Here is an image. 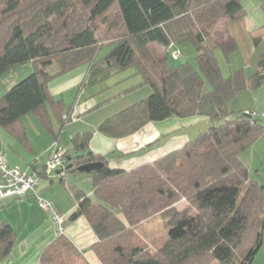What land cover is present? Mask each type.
<instances>
[{"label": "trees", "instance_id": "16d2710c", "mask_svg": "<svg viewBox=\"0 0 264 264\" xmlns=\"http://www.w3.org/2000/svg\"><path fill=\"white\" fill-rule=\"evenodd\" d=\"M241 1L0 0V77L18 65L33 66L0 98V129L20 142L27 140L22 118L32 113L60 144L72 118L63 101L51 95L49 83L82 66L101 80L133 68L150 89L149 96L100 123L99 132L111 138L168 118L209 120L208 128L182 148L129 171L110 168L106 158L87 150L91 131L69 141L64 163L72 168L103 163L89 171L93 197L70 190L76 208L69 218H85L98 239L92 251L101 264H252L260 250L264 190L239 156L264 133V119L233 118L228 103L237 92L264 85V52L247 84L241 71L224 78L214 56L218 50L227 59L237 50L233 38L214 39L213 32L219 20L233 22L242 15ZM101 25L108 32L104 38L117 35L116 40L101 42ZM187 42L195 47L199 72L188 63L174 67L167 51L157 57L151 49ZM112 45L96 62L99 51ZM41 169L37 172L45 176ZM180 197L195 213L170 207ZM157 213L168 227V240L152 253L134 244L133 228ZM15 241L12 227L0 224V261ZM79 262L84 253L63 233L39 259V264Z\"/></svg>", "mask_w": 264, "mask_h": 264}, {"label": "crops", "instance_id": "0c3cea01", "mask_svg": "<svg viewBox=\"0 0 264 264\" xmlns=\"http://www.w3.org/2000/svg\"><path fill=\"white\" fill-rule=\"evenodd\" d=\"M241 6L242 15L237 20L224 25L226 38H233L237 45V50L228 56L226 64L232 67H230L231 73L241 71L247 84L248 79L259 71V62L264 52V0H242ZM111 47L113 45L109 48ZM101 59L102 57L98 56L96 62ZM96 68L93 67V71L99 72L101 69V67ZM89 69L88 66L79 67L49 83L51 95L55 100L63 101L66 109L71 113L72 119L83 117L81 125L72 120L61 133L62 138L66 136V146L61 144V140L59 145H62L66 150H68L69 141L75 135L91 131L92 138L87 150L106 158L110 168L129 171L182 148L200 133L197 130L199 127L205 125L206 121L209 123L206 117L200 116L168 118L148 123L132 135L117 139L111 138L99 132L100 123L107 117L125 109L124 107L127 108L133 104V101H126L118 108L106 112L98 111L97 98L92 91H89V88L99 86L108 79L101 80L99 75L96 76L97 74L88 75ZM87 78L88 83L86 82ZM142 84L139 82L140 87L144 85ZM129 88L124 87L122 93L118 92L115 97H121ZM149 90L146 89L142 94H150ZM233 99L240 104L239 112L248 111L247 113H255L259 117L264 115V85L257 89L245 88L237 92L231 100ZM95 115L96 117H93ZM22 125L25 130L26 142H20L3 129L15 140L17 145L12 141H7L9 150L6 151L1 146L0 135V154L4 156L8 167H18L23 172L32 174L46 166L39 161L44 153L49 155L55 143L51 139L47 140L40 129L34 126V135L39 141V145H36L37 141L27 132L23 118ZM57 128L58 126L55 125L56 130ZM43 130L45 131L44 128ZM4 150L6 151L5 155L3 154ZM26 154H29L31 158L28 159ZM239 158L248 167L251 180L262 186L264 190V133L244 150ZM67 165L65 163L63 169H66ZM77 173L86 174L79 177L78 180L70 181L68 177L77 178L75 177ZM55 174L61 183L55 182L53 176L45 174L38 180L35 193L29 192L22 199L0 198V224H8L16 234V241L10 254L0 261V264H39L43 250L57 237L56 224L52 214L39 207L36 195L41 199L51 201L54 210L63 218L64 222H67L62 233L78 250L84 253L82 264H101L92 251V246L97 243L98 239L85 218L69 220L76 208L70 190L76 188L92 197L94 190L92 174L89 172L73 173L70 169L61 170Z\"/></svg>", "mask_w": 264, "mask_h": 264}, {"label": "rangeland", "instance_id": "374dc122", "mask_svg": "<svg viewBox=\"0 0 264 264\" xmlns=\"http://www.w3.org/2000/svg\"><path fill=\"white\" fill-rule=\"evenodd\" d=\"M227 22H228V20L225 18L221 19L217 22V24L215 26V31L213 32L214 33V39H220V38L226 39V36L224 34V25H226ZM106 30H107V28L105 27V25L99 26V28H98L99 34H97V37L101 38L100 41L101 42H110V41L116 40L117 35H115L113 37L110 35V37H112V38H108V36H107V38L105 39L103 35H105V37H106V34L108 33V32H106ZM109 47L110 46H106L101 51H99V57H102V58L106 57V55L112 49ZM169 48H170V46L165 49V48H161L159 46H156L154 44L151 45V49L156 54L157 57L163 56L167 51L168 61H169L170 65H172L174 67H179L180 65L188 63L191 66H193L195 68V70H197L199 72V67H198L197 60H196V50H195L194 45L191 42H187V43H183V44H179V45L174 44L170 50H169ZM173 52H179L180 56L177 59H173L172 58ZM214 56L218 61V64H219V67L221 69L223 77L228 78L231 74V69H230L231 66L229 67V65L226 64V60L228 58L226 59L221 54V52L218 50H216L214 52ZM50 71H52V69H50ZM32 72H33V66L31 63L12 67L7 72H5L0 77V98L12 86L17 84L21 80H23L25 77H27ZM139 82H142L140 75H138L136 73L135 69L128 68L125 71H122L120 73L115 74L112 77H109L108 80L101 83V85L99 84V86L97 85V86L92 87L91 89L89 88V91H92V93L95 94V96L97 98L96 104L98 105V107H97L98 111L106 112V111H109L110 109L118 108V106L120 104H122L126 101L132 100L134 103L138 100H142V99L146 98L147 96H149V93L147 95L142 94V93H144V91L146 89L149 90V88H147V86H145L143 84H142L143 86L140 87ZM124 87H130V88L128 91L123 93L121 95V97H115V95H117L118 92L122 93V91L124 90L123 89ZM207 88H208V90H210V86L208 84H207ZM120 89H122V90H120ZM86 92H88V91H86ZM143 95H144V97H142ZM239 105L240 104L235 99L231 100L228 103V109L232 113L233 118H240L244 113L248 112V111L239 112V110H238ZM124 108H126V107H124ZM96 115L93 117H96ZM71 118H72V115H71ZM78 118H80V119L78 120ZM78 118H76L75 120H73V119L72 120L75 123L81 125L83 123V120H82L83 117H78ZM23 123L26 126L27 132L29 133V135L34 140H36V137L34 135L35 133L33 131L34 126H35V127H37V129H40L41 133H43V136L47 140L51 139L54 141L55 145L57 144L56 141L54 140V137L50 133H46L43 130L41 125L37 122L34 114L28 113L27 115H25L23 117ZM209 124L210 123H207V121H206L205 125H202L201 127H199L197 129V130H199L198 132H201V131L207 129ZM0 135L2 138L1 146L6 151L9 150V148L7 147L8 146L7 141L8 142L12 141L15 145H17L15 140L3 129H0ZM65 137L63 136V138L60 137V139H59V140H61V144L63 146H66ZM36 141H37L36 145H39L38 138ZM5 150L3 153L4 155L6 152ZM26 157L28 159L31 158V156L29 154L28 155L26 154ZM39 162L43 163V165H47L48 156L46 155V153H44L42 155L41 161H39ZM55 171H56V169L55 170H48L47 175L53 176L55 182L61 183L60 179L56 176ZM85 174L86 173H77V174H75L76 175L75 177H77V178H74V176H69L68 178H70L69 179L70 181L71 180L75 181V180H78L79 177H81L82 175H85ZM92 197H93V195H92ZM170 207H173L177 211H187V212L190 211V212L195 213L194 208L183 197H180L178 200H176L174 203H172V205ZM120 220L125 222L123 217H120ZM66 224H67V222H64V224H62V228H65ZM133 233H134V240H133L134 244L141 246V247H144L146 249H149L150 251H152V253L155 252L158 248H160L168 240V227H167L165 221L160 217V215L158 213L152 214V215L146 217L145 219H143L141 222H139V224L133 228ZM56 234H58L57 230H56ZM82 263L79 262L77 264H82ZM211 264H214V263H211ZM252 264H264V234H263L262 246H261L260 250L258 251L257 255L255 256Z\"/></svg>", "mask_w": 264, "mask_h": 264}, {"label": "built area", "instance_id": "2783aa9c", "mask_svg": "<svg viewBox=\"0 0 264 264\" xmlns=\"http://www.w3.org/2000/svg\"><path fill=\"white\" fill-rule=\"evenodd\" d=\"M173 45H170L169 50ZM180 56L179 52H173L172 58L177 59ZM245 116L256 117L255 113H244ZM264 118V115H261ZM66 149L56 144L48 155V163L45 166V174L48 170H62L64 168V160ZM55 171V172H56ZM42 175L38 172L28 174L23 172L18 167H8L6 160L0 154V198L13 197L17 199L24 198L29 192L35 193L38 180ZM36 200L40 208L49 211L56 224L57 235L63 232V218L54 210L51 201L41 199L36 195Z\"/></svg>", "mask_w": 264, "mask_h": 264}, {"label": "water", "instance_id": "95a60500", "mask_svg": "<svg viewBox=\"0 0 264 264\" xmlns=\"http://www.w3.org/2000/svg\"><path fill=\"white\" fill-rule=\"evenodd\" d=\"M103 167V163L96 162V163H90L87 165L80 166L78 168H72L71 165H67L66 169H70L71 172H89V171H95L99 170ZM61 170H57L56 173H59Z\"/></svg>", "mask_w": 264, "mask_h": 264}]
</instances>
